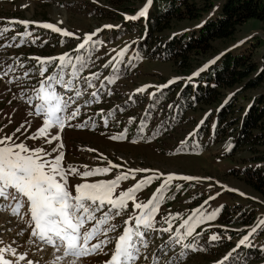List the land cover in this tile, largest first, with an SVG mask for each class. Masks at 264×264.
<instances>
[{"label": "rangeland", "instance_id": "obj_1", "mask_svg": "<svg viewBox=\"0 0 264 264\" xmlns=\"http://www.w3.org/2000/svg\"><path fill=\"white\" fill-rule=\"evenodd\" d=\"M123 3L130 7V11L113 8L105 0H0V29H8L6 33L0 35V71L5 75V79L0 80V138L10 137V143L23 142L32 148L43 147L51 153L49 159L56 155L63 156L62 168L65 171L68 169L77 171L76 175L68 174L69 190L73 195L76 194L75 185L81 183L107 182L126 174L129 178L120 182L114 191L116 195L136 179L143 181L149 177L147 175L159 177L152 179L136 193L135 203H140L153 196L149 193L161 178L166 179L168 175H173L175 178L169 182L165 190V193L171 194L172 197L167 202L164 201L167 195L157 201L159 208L153 220L157 227L153 236L155 240L153 245L156 247H151L149 252L146 249L136 264H153L148 260L155 254L157 248L161 249L162 245H165V251H169L170 255L165 258V263L161 264L213 262L223 256L231 245L239 243V236L264 216V200L241 180L242 168L251 164L249 157L263 153L264 146L251 145L249 149L234 147L235 150H232L230 134H227L224 140L221 139L222 136H211L218 103L208 107L197 105L194 110L182 113L180 117H177V113L176 118H173L174 113L167 114L169 102L158 107H149L148 102L152 95L166 84L188 82L225 52L251 51L258 60L264 52V24L254 19L243 23L236 30L232 41L224 46L218 42L214 43L208 55L199 56L193 62V70L189 74L180 75L174 71L170 62L136 56L132 47L141 35L139 18L133 20L126 17H136L137 13L145 8L146 0H124ZM218 9L219 2H216L214 8L200 21H183L177 25L173 33L189 34L208 17L215 15ZM9 19H13V23L29 21L51 24L72 35L61 40L54 35L55 33L49 31L10 24ZM25 33L30 35H23ZM88 35H92V41L83 53L86 55L83 60L86 66L82 67L74 78L67 75L72 69H65V79L73 80L72 90L58 85L60 94L69 103L66 118L76 109H79L78 114L68 119L62 131L49 130L60 137L59 141L53 140L49 144L44 138L29 139V136L43 126V117L29 115L35 111L34 106L40 103L37 99V90L46 80L45 76L59 71V69L56 72L52 71L53 62L41 64L38 59H31L30 56L48 57L72 51L75 43L83 41ZM121 52L123 55H120ZM116 60L124 61L127 66L113 72L112 78L108 77V70ZM45 68L47 70L44 76H41L40 72ZM77 92L80 93L78 97ZM219 92L221 93L219 103L224 104L234 98L232 109H242L244 112L251 99L264 95V83L254 90H248L243 81ZM93 93L96 95L93 96ZM91 105H94L91 111L85 108ZM80 116L82 118H78ZM236 116L238 115L227 114V122L232 124ZM207 117L209 132H204L198 137L196 130ZM123 128L128 131H124ZM131 128H135L138 133L134 135L132 131L131 135ZM148 135L151 139L148 138L149 141L146 142ZM186 139H189V145L204 148H201L202 151L199 153H175L174 150L185 143ZM53 148L56 149L55 152L52 151ZM87 149L91 152H87ZM109 162L125 167L126 171L110 169L107 174L87 179L80 175L96 168H107ZM130 168L151 169L154 173H143L145 176H141L131 173ZM182 177L191 179L186 180ZM180 182L184 183L175 191L176 185ZM211 194L218 196L213 197L195 217L200 219L216 213L215 218L211 221L202 220L195 226L190 236L185 231L180 232L178 235L183 237L181 244L170 243L172 239L168 238V235L172 233L178 220ZM2 207L0 205V208ZM22 208L23 211L16 217L10 214V210L0 211V249H6L3 252L4 259L7 258L12 264L29 262L72 264V261H75V264H103L111 255L112 242L119 227L130 225L136 212L133 201H128L127 207L122 212L120 210L119 215L110 210L107 213L108 221L104 224V231L101 232L102 238L99 234L95 238V242L100 244L99 250L78 259L66 257L56 260L62 253L30 236L31 229L27 226V222L30 221V210L28 206ZM220 220L232 223L229 225ZM192 222L191 220L190 223ZM209 223L215 225L214 229L233 231V234H237L241 229L243 232L233 237L226 232L220 234L214 230L193 238L203 225ZM112 226L115 230L107 231ZM163 229L169 231H162ZM214 235L218 237L215 241L211 239ZM185 239H191L192 244L200 243L204 247L207 243H217L215 247L210 248L212 249L210 253L203 250L194 254L190 248L183 246ZM105 241L108 242L106 245L103 243ZM246 244L249 248L256 249L257 257L262 258L264 263L262 226L255 231L250 242L248 240L244 245ZM181 253L184 254L183 259L180 258ZM21 255L25 256L24 260L19 259ZM143 258L146 262H143ZM262 261L245 262L261 264Z\"/></svg>", "mask_w": 264, "mask_h": 264}, {"label": "snow or ice", "instance_id": "obj_2", "mask_svg": "<svg viewBox=\"0 0 264 264\" xmlns=\"http://www.w3.org/2000/svg\"><path fill=\"white\" fill-rule=\"evenodd\" d=\"M152 2L153 0H146L145 8L140 10L136 17H126V19L134 20L145 17L148 12V6ZM18 23L27 27L32 22L19 21ZM39 26L55 32H61L65 36L72 35L68 32H62L61 29L51 24H41ZM7 31V28L0 29V35ZM23 35L27 36L30 33ZM91 41L92 35H88L85 42L81 43L78 48L84 49L85 45ZM120 55H123V52ZM36 59L41 64L46 62L40 58ZM59 60L61 61L59 71L48 76L41 83L37 90V99L41 102L35 105L34 112L29 113L30 116L43 117V126L28 138H44L45 142L49 144L53 140H60V137L55 135L54 131L50 133L49 130H63L65 127V117H63L62 113L69 107L68 101L64 100L62 95L56 91L55 85H62L71 91L73 80L65 79V69L71 67L72 70L67 75L74 78L81 68L86 66L83 60H81L79 67L75 64H70L69 59H66L65 56H61ZM46 70V68L42 69L40 75L44 76ZM79 95L80 93L77 92L76 96L78 97ZM92 95L95 96L96 93ZM78 112L79 109L72 111L67 119L74 118ZM113 139H116V137H113ZM10 141V137L0 138V205L3 206L0 208V211L10 210V214L16 217L20 215L21 208L26 204L30 210V221L27 222L28 228L31 229L30 236L44 245H50L56 252L62 253V256L56 257V260H59L66 257L80 258L99 250L100 244L91 243V241L98 236L101 226L108 221V214L105 212L103 218H98L96 213L100 212L105 205H108L115 211L116 215H119L120 210L127 207V202L133 201L135 209L140 210V215L135 217L134 227L125 228L123 233L118 237L114 250L105 264H136V261L141 256L142 248L148 246L145 230L153 229L154 216L159 208L157 201L160 199V196L154 195L147 204L135 203L136 193L141 191L144 185L150 183L152 179H158L159 177H148L136 183L134 187L129 188L127 191L121 192L115 198V189L121 181L129 178L126 174L117 176L115 179L107 182L75 185L76 194L73 195L69 190L68 174L76 175L77 171L76 169L65 171L62 168L63 156L56 155L52 159H49L48 157L51 156V153L43 147L32 148L23 142L14 144L10 143ZM60 147L62 148L63 144ZM52 151L55 152L56 149L53 148ZM115 167L119 166L112 165L109 162V167L107 168H96L83 172L80 175L82 178L87 179L107 174L110 168ZM133 171L147 172L149 170ZM132 178L135 179V177ZM174 178L173 175H168L163 186L158 191L162 194L164 189L168 187L169 182ZM182 179L191 178L182 177ZM196 211L198 212L199 210ZM215 215L216 213H212L207 217H200V219H196L193 216V222L190 223L186 220L182 227L185 228L186 234L190 236L196 225L201 223L202 220H213ZM165 220L167 221V218ZM90 221H95L96 226L92 227L90 231L85 230V225ZM126 223L128 222L126 221ZM113 230H115L114 226L110 227L107 231ZM255 230L253 229L252 231L255 232ZM162 231H169V229H163ZM182 238L181 235H178L170 243H179ZM211 239L215 241L218 237L214 235ZM247 240L248 236H245L239 241V244L243 245ZM90 243L91 246H89ZM103 243L106 245L108 242L105 241ZM186 247L192 251L198 250L195 244L186 245ZM4 251L6 249H0V264H9V261L4 259ZM160 251L166 255L165 245L161 246ZM230 255L231 253L226 255L224 260H227ZM183 256L184 254L181 253L180 258L183 259ZM19 259L24 260L25 256L21 255ZM152 259L153 264H160L159 256L154 254ZM72 264H75V261H72Z\"/></svg>", "mask_w": 264, "mask_h": 264}, {"label": "trees", "instance_id": "obj_3", "mask_svg": "<svg viewBox=\"0 0 264 264\" xmlns=\"http://www.w3.org/2000/svg\"><path fill=\"white\" fill-rule=\"evenodd\" d=\"M105 2L121 11H130V7L124 5V0ZM216 2H219L217 13L208 17L198 28L189 34L173 33L177 25L183 21H200L214 8ZM251 19L264 24V0H153L148 6L145 18L138 21L141 35L135 44V53L146 59L170 62L175 72L187 75L193 70V62L199 56L208 55L216 42L222 46L227 45L233 40L238 27ZM119 67L125 68V64L123 67L122 62H119L116 69ZM253 74L256 75L249 78ZM243 81L248 90H254L264 83V52L258 60L251 51L225 52L190 82L175 83L153 95L148 106L158 107L169 102L167 114L172 112L173 118H176L177 113V117H180L182 113L194 110L197 105L208 107L218 103L211 136H222L221 139L224 140L227 134H230L232 150L236 147L249 149L251 145L264 146V95L251 99L244 112L242 109H232L234 98L224 104L219 103L220 90L230 89ZM227 114L238 115L232 121L235 127L227 122ZM208 127L207 117L196 133L197 136L209 132ZM146 138H143L146 142L149 141L148 138L151 139L149 136ZM188 142L187 140L178 146L174 152L199 153L202 151L201 148H204L189 145ZM249 161L250 166L241 170V180L264 200V151L249 157ZM163 192V196H166L165 191ZM167 196L170 197L171 194ZM220 222L229 225L232 223L222 220ZM226 233L234 236L230 231ZM213 246L208 245L209 253L212 252L210 248ZM257 253L255 249H248L245 252L241 250L237 256L257 263L262 261V258L257 257ZM261 264H264L263 261Z\"/></svg>", "mask_w": 264, "mask_h": 264}]
</instances>
